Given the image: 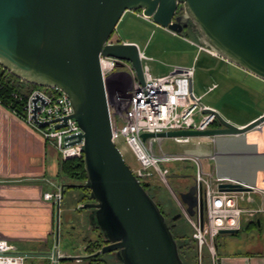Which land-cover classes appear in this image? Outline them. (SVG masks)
Returning <instances> with one entry per match:
<instances>
[{
    "label": "water",
    "instance_id": "95a60500",
    "mask_svg": "<svg viewBox=\"0 0 264 264\" xmlns=\"http://www.w3.org/2000/svg\"><path fill=\"white\" fill-rule=\"evenodd\" d=\"M126 10L141 11L143 17L176 33L189 22L199 43L264 80V0H0V66L24 82L65 92L73 108L70 116L82 130L70 142L82 143L86 178L78 185L88 190L92 200L82 208L90 209L89 224L96 226L106 241L90 255L112 253L123 264H183L165 217L111 139L99 56L129 61L138 81L143 82L135 42L107 43ZM38 99V95L32 99L34 111ZM206 111L215 114L219 126L143 132L140 137L143 141L147 137L208 136L213 141L240 137L251 144L256 137L264 138V113L238 126L215 110ZM33 119L40 125L55 121H37L35 115ZM246 184L221 183L219 188H261L256 183ZM195 192L192 185L185 197L190 205H196ZM199 206L201 226V199ZM185 212L192 215L190 209ZM47 256L53 264L71 258L58 255L56 249Z\"/></svg>",
    "mask_w": 264,
    "mask_h": 264
},
{
    "label": "built area",
    "instance_id": "2783aa9c",
    "mask_svg": "<svg viewBox=\"0 0 264 264\" xmlns=\"http://www.w3.org/2000/svg\"><path fill=\"white\" fill-rule=\"evenodd\" d=\"M115 42L116 39H113L112 35L107 39L108 44ZM192 43L197 46L198 50H204L213 55L211 49L196 41H192ZM139 58L143 74L142 83L138 81L135 69L129 61L99 56L110 119L111 139L115 145L122 140L131 150L138 162V166L131 169L139 181L140 179H149L156 175L164 184L168 185L165 177L168 170L166 167L161 166L162 164H167V162L190 160L197 166L193 184L196 187L195 218H190L183 206L182 209L194 228L192 237L196 242L197 249L195 264H204L206 257L210 264H217L213 238L221 229L239 230L242 217H252L254 210L248 205L240 204L242 201L251 202L250 191L222 190L219 188L221 183H240L243 187L247 186V184L216 172V152L206 158L207 161H214V163L210 170L204 171L199 155L163 151L161 148L163 138L147 137L144 141L141 139L140 134L143 132L203 130L219 125H212L214 121L218 120L215 114L207 112L206 108L217 110L201 104L202 95H197L193 91L194 66H175L166 74L154 75L146 63L151 58L141 50H139ZM0 74L3 77H7L11 73L0 66ZM110 77H116L119 80V83L124 88L123 92L110 90ZM211 88L209 87L208 90H211ZM36 95L39 96L40 100L38 99L36 102L38 109L34 111L35 107L32 99ZM13 96L21 99V96L16 93H13ZM25 101L23 106L25 115L22 117L33 127L37 128L46 140L56 146L61 159L83 155L81 142L70 143L75 139L74 136L82 133V130L77 120L70 116L73 108L65 92L54 86L44 87V89L37 87L27 94ZM33 115H35L37 121L53 119L55 121L47 125H40L34 121ZM196 116H198V119H196ZM63 118H65V125H63ZM55 125L61 126L55 128ZM69 137L73 138L69 139ZM207 137L174 136L170 138L178 144H189L192 142L198 144L202 138ZM155 143L159 146V152L153 149ZM49 183L53 190L45 192L43 197L59 204L63 196V186L60 183L51 181ZM200 199L202 200L203 211H205V218L203 217L201 226L199 219ZM204 249H207V255L209 256L206 253L203 254ZM0 264H24V256L17 251L16 245L9 239L0 238Z\"/></svg>",
    "mask_w": 264,
    "mask_h": 264
},
{
    "label": "rangeland",
    "instance_id": "374dc122",
    "mask_svg": "<svg viewBox=\"0 0 264 264\" xmlns=\"http://www.w3.org/2000/svg\"><path fill=\"white\" fill-rule=\"evenodd\" d=\"M115 28L116 29L112 34L113 39L115 38L120 42H124V40H134L139 44L145 54L151 58L146 61V63L149 65V69L152 74H154V70H162L163 68H170L171 70V68L175 66H194V75L192 80L193 91L197 95H202L201 104L212 106L225 117L237 121L248 119L264 111V80L245 71L237 65L226 61L218 55H211L204 50H197L195 46H192L190 43L182 39V37H186L191 41L198 42L194 34L190 32V29H184L180 33H177L178 35H173L164 27H161L152 20L148 19V17H143L141 11L138 10H126ZM109 87L111 91L123 92L124 90L123 86L119 83V80L116 77L109 78ZM209 87H212L211 90H208ZM40 88L44 89V87ZM196 119H198V116H196ZM248 144V141L243 138L237 140L220 139L213 141L208 137L202 138L198 144L195 142L189 144H178L171 138L165 137L162 139L161 148L163 151H167L168 153L185 152L199 155L204 171L210 170L214 163V161H207L206 158L208 155L216 152L215 162L217 163L220 172L227 175L231 174L237 179H245L249 170V165H245L243 162L246 160H249L250 162L253 158L251 155L247 154L246 148L247 146H250ZM116 146L120 150L124 161L130 166V168L138 166L137 160L125 142L122 140L118 141ZM253 148L260 152L256 155L260 160L259 162L262 161V163H259L260 165H257L256 168H258V171L260 170L259 172H263V147L254 144ZM153 149L156 152H159V146L157 143L153 145ZM221 157L223 159H221ZM173 162H167V167L175 168L176 165ZM236 163L242 164L240 170L232 168V166ZM176 164L179 169H183V172L186 175L194 176L197 170V166L190 160L177 162ZM251 168L255 170V167H250V169ZM64 179L68 180L66 177ZM64 190L66 197H64L62 204L67 201L71 192L74 193V196L78 195L79 199L82 195L86 196V199L83 200L82 203L90 202L87 190L85 191L80 188L68 187ZM156 191V196H159L160 199H162L163 208L166 212V218L169 220L168 224H170L172 220H179L180 216L176 219L172 218L176 215H172V212L176 210V207H180L183 215L184 211L169 184L166 185L163 183L162 185L161 182V186H157ZM82 212L86 213L85 223L87 225L89 224V210L79 207H77V210H72L74 218ZM64 215L65 214L63 213L62 221L60 218L58 219L60 226L58 228L57 235L53 237V246L50 252H53L56 243L57 245L55 249L57 248L56 251L59 255H68V252L74 251V253H78L80 257L84 258L88 256V252L84 249L85 246L79 242L80 238H95L99 232L87 230L86 226L83 227L81 225L82 223H80L72 233L70 227H65ZM242 220L244 221V217ZM182 221L188 228V237H190L192 232L191 226L186 224L184 220H179V225H182ZM70 226H72L71 223ZM239 234L240 235L238 237L243 238L242 243L237 247H232L230 250H264V214L261 215L260 228H253L251 230L243 229ZM193 243L195 255L197 249L194 240ZM190 244H192L191 241ZM16 247L18 252H25L23 245L18 244ZM32 252H49V246H44L40 243L32 250ZM205 253L207 255V249H204L203 254ZM36 254L38 256H25L24 264H53L51 256H41L38 253ZM101 256L104 258L106 257L107 261H105L108 264H123L117 261L111 253L101 254ZM57 264L83 263L76 262L73 258H67L64 260L59 259Z\"/></svg>",
    "mask_w": 264,
    "mask_h": 264
},
{
    "label": "crops",
    "instance_id": "0c3cea01",
    "mask_svg": "<svg viewBox=\"0 0 264 264\" xmlns=\"http://www.w3.org/2000/svg\"><path fill=\"white\" fill-rule=\"evenodd\" d=\"M168 31L173 35H178L170 30ZM182 39L197 48L190 39L186 37H182ZM116 42L120 41L116 39ZM124 42H135L138 49L143 51L134 40H124ZM154 71V75H163L168 73L170 68ZM262 113L264 111L241 121L232 120L220 114L235 125L242 126ZM220 139L237 140L241 138L222 137ZM248 145L250 146L246 148L247 154L251 155V157H256L259 151L253 148L254 144L249 143ZM60 159L56 146L46 140L37 128L29 124L22 116L16 114L14 111L12 112L11 109L0 103V238L9 239L16 245H23L25 252L19 253L24 257L36 256V253L41 256H47L52 253L50 251L53 246V237L58 232L60 226L58 219L60 218L62 221L63 213L65 214V227H70L72 233L80 223H82L83 227L86 226L87 230L99 232L95 238H80L79 242L85 246V250L89 241L102 237L101 231L98 228H94L90 224L86 225L85 212L79 213L74 218L72 210H77V207L82 208L84 204L80 201L78 195L74 196V193L71 192L70 198L68 197L67 201L62 204L64 197H66L64 189L66 187L72 188V184L60 174ZM248 169V176L245 179L239 180L248 184L256 183L261 188L255 187L254 190L250 191L251 202L242 201L240 203L244 206L248 205L254 210L252 217L246 218L243 216L244 221L242 220L241 222L240 230L244 229L248 221L257 218L258 214L260 220L261 215L264 214V169H261L263 172H259L260 170L258 171L256 167L255 170L252 168ZM216 172L227 175L220 172L218 166ZM228 176L236 178L231 174H228ZM50 181L60 183L63 186V196L59 204L53 200H46L43 197L45 192L53 190V187L49 183ZM256 220L259 225L258 218ZM70 223L72 226H70ZM242 241L243 238L241 243ZM40 243L44 246L48 245L49 252H32ZM56 245L55 243V247ZM67 254L63 256H71L76 262L87 264V256L84 258L80 257L74 251ZM216 256L217 264H264V250L246 249L237 253L221 252ZM101 258L107 261L106 257L101 256Z\"/></svg>",
    "mask_w": 264,
    "mask_h": 264
},
{
    "label": "trees",
    "instance_id": "16d2710c",
    "mask_svg": "<svg viewBox=\"0 0 264 264\" xmlns=\"http://www.w3.org/2000/svg\"><path fill=\"white\" fill-rule=\"evenodd\" d=\"M37 87L38 86L34 84H30L20 80L12 74H9L7 77H3V75L0 74V103L11 109L12 112L14 111L16 112V114L24 116L25 114L23 106L26 102L25 100L27 94L32 89ZM13 93L20 95L21 99L14 97ZM212 125H218V121H214ZM173 163L176 165L175 168H168L166 164H162L161 166L167 168L168 172L166 173L165 177L170 188L172 189L173 193H175L177 200L180 202L181 206H183L184 210L187 211L188 209H190L192 211V215H189V217L193 219L195 218L196 205H190L185 200V197L189 194V189L194 184V176L184 174L183 169H179V167H177V162L174 161ZM59 171L64 178L66 177L71 182V184H76L71 185L72 188H80L85 191L87 190L83 185H78L82 184L86 178L82 156L69 159H60ZM161 182L162 181L156 175L152 176L149 179H140V183L149 194V196L158 205L157 207H159L161 213L165 217L166 223L170 227V231L178 247L177 251L181 261L183 262V264H195V252L193 243L194 238L192 237L194 228L192 227L188 219L183 215L180 207H176V210L172 212V215L181 213L179 220H184L186 224H189L191 226V236L189 235L190 237H188V228L183 224V221L182 225H179L178 219L172 220L171 223L168 224L169 220L166 218V212L163 208L164 206L162 203V199H160L159 196H156L157 186H161ZM85 199L86 196L82 195L80 201L82 202ZM87 210L90 211V209ZM203 217L205 218V211H203ZM257 218L259 220V225L257 224ZM257 218L248 221L244 229L251 230L253 228H260L261 220L259 214L257 215ZM93 227L97 228L96 226ZM237 231L238 232L234 234L218 233L216 236H214L213 245L216 255H219L221 252H239L236 250H230L232 247H237L241 243L242 238L238 237L241 230L239 229ZM190 241L192 242V244H190ZM105 243L106 241H104L103 237H100V239H96L94 241H89L87 243L86 251L89 254V256L86 257L87 264H108L104 259L101 258V254L93 256L90 255L101 249V247ZM204 264H210L207 258L205 259Z\"/></svg>",
    "mask_w": 264,
    "mask_h": 264
},
{
    "label": "flooded vegetation",
    "instance_id": "af4514ba",
    "mask_svg": "<svg viewBox=\"0 0 264 264\" xmlns=\"http://www.w3.org/2000/svg\"><path fill=\"white\" fill-rule=\"evenodd\" d=\"M181 13V11H179L178 10V12L177 13H175V16H177L178 14H180ZM184 29H190V27H189V22H187V23H183L182 24V30H184ZM190 32H191V30H190ZM260 160H259V158L256 156V157H253L252 159H251V161L249 162V160L247 161H245V162H243V164H248L249 166H248V168H250V167H256L257 165H260L259 163H262V161L261 162H259ZM242 166V164L241 163H239V164H234L233 166H232V168L233 169H235V170H240V167ZM247 168V167H246ZM247 176V175H246ZM90 201H92V200H90ZM112 254V253H111ZM113 255V254H112Z\"/></svg>",
    "mask_w": 264,
    "mask_h": 264
},
{
    "label": "bare ground",
    "instance_id": "6f19581e",
    "mask_svg": "<svg viewBox=\"0 0 264 264\" xmlns=\"http://www.w3.org/2000/svg\"><path fill=\"white\" fill-rule=\"evenodd\" d=\"M212 51V54L213 55H217L213 50H211ZM253 140V139H252ZM254 142V144H256V145H260V146H262L263 148H262V150H263V152H264V138L263 137H256V138H254V140H253ZM224 152H226V151H224ZM221 159H223L222 157H221ZM225 160V159H224Z\"/></svg>",
    "mask_w": 264,
    "mask_h": 264
}]
</instances>
